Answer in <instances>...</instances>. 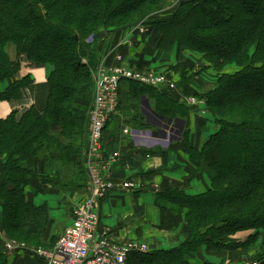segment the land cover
<instances>
[{
	"label": "trees",
	"instance_id": "obj_1",
	"mask_svg": "<svg viewBox=\"0 0 264 264\" xmlns=\"http://www.w3.org/2000/svg\"><path fill=\"white\" fill-rule=\"evenodd\" d=\"M175 1L0 0V101L21 100L30 85L29 78L15 80L23 57L53 66L44 117L30 110L0 118V156L6 159L0 172L4 230L10 233L14 226L21 227L30 242L46 236V205L25 200L24 189L35 180L58 190H85L87 141L82 134L88 138L93 72L101 62V43ZM173 10L167 20L151 23L147 35L160 31L167 47L178 44L182 50L201 53L218 73L206 92L186 95L205 103L207 114L201 117L217 130L201 151L188 144V129L183 135L186 152L212 186L194 198L178 189L160 194L167 203L162 207L186 210L190 237L183 248L170 252L134 253L128 264H190L191 255L204 247L239 251L251 257L252 264H264V0H178ZM233 66L235 71L226 72ZM124 83L133 94L150 93L161 114L184 118L189 111L175 99L176 91ZM123 84L118 114L123 108ZM54 125L61 130L55 132ZM51 152L65 160L51 158ZM42 159L46 168L38 175ZM13 202L21 221L14 226L9 221ZM239 232L250 234L243 241L228 242ZM1 244L0 240V264H8Z\"/></svg>",
	"mask_w": 264,
	"mask_h": 264
},
{
	"label": "crops",
	"instance_id": "obj_2",
	"mask_svg": "<svg viewBox=\"0 0 264 264\" xmlns=\"http://www.w3.org/2000/svg\"><path fill=\"white\" fill-rule=\"evenodd\" d=\"M172 4L152 15L149 24L167 20L174 11L175 5ZM132 30L133 27H129L104 39L98 54L100 60L107 58V63L112 65L119 53L122 63L127 66L168 73L177 84L175 99L185 104L189 111L187 109L184 118L183 115L171 117L161 114L150 93L133 94L130 85L123 84V108L108 125L104 145L107 156L117 157L111 170V181L118 184L131 181L135 188L123 189L120 186L106 197L100 208V231H107L118 243H144L149 247L148 254L170 252L183 248L190 237V225L186 210L178 212L170 205L162 207L167 203L160 200V194L178 189L185 196L194 198L208 193L212 186L208 175L186 152L183 135L188 129V144L201 151L217 127L197 114V109L189 107L185 98L206 92L214 84L212 81L218 78V73L213 71L201 53L182 50L178 44L167 47L162 42L160 31L147 35ZM21 63L15 80L29 78L31 83L24 89L21 100L0 101V118L5 119L14 112L21 116L30 110L38 117L45 116L50 96L48 79L53 66L36 64L27 57H23ZM52 129L55 132L61 130L57 125ZM82 135L86 142V133ZM50 157L65 160L56 152H51ZM5 160L0 156V172ZM60 165L64 164L61 162ZM45 168L46 162L42 159L37 168L38 175ZM24 191L27 202L38 207L46 205L48 209L49 225L43 239L51 247L53 239L60 237L72 225L75 206L87 197L88 180L83 192L54 189L38 180L26 186ZM2 214L0 208V223ZM248 234L250 232H239L229 237L228 242L243 241ZM240 253L204 247L197 255H191L189 261L190 264H247L249 258L245 254L247 259L243 262L227 259L235 260ZM8 257L9 264H46L42 259L31 258L21 251L10 252Z\"/></svg>",
	"mask_w": 264,
	"mask_h": 264
},
{
	"label": "built area",
	"instance_id": "obj_3",
	"mask_svg": "<svg viewBox=\"0 0 264 264\" xmlns=\"http://www.w3.org/2000/svg\"><path fill=\"white\" fill-rule=\"evenodd\" d=\"M150 28L148 23H142L134 26L132 31L148 34ZM122 61V56L117 53L114 64H108L105 58L93 72V103L88 113L89 129L84 151L88 193L86 199L75 206L72 225L50 249H32L24 243L13 241L6 245L9 252H27L46 264H128L132 254L149 252V247L144 243H118L107 231H100V208L106 197L120 186L123 189L135 188L131 181L121 184L111 181V170L117 157L106 155L104 131L111 117L118 114L123 82L173 92L177 91V85L168 73L139 70ZM185 102L197 109L201 116L207 114L205 103L196 97H187Z\"/></svg>",
	"mask_w": 264,
	"mask_h": 264
},
{
	"label": "rangeland",
	"instance_id": "obj_4",
	"mask_svg": "<svg viewBox=\"0 0 264 264\" xmlns=\"http://www.w3.org/2000/svg\"><path fill=\"white\" fill-rule=\"evenodd\" d=\"M172 6H176L178 4V1H175V2H172ZM152 11V10H151ZM159 12V11H158ZM157 12V13H158ZM153 13V12H152ZM152 13H150L149 15H151ZM152 15H155V14H152ZM151 19V16L150 17H147L144 21L140 22L139 24H142V23H149ZM138 24V23H137ZM151 25V24H150ZM152 26V25H151ZM104 33V32H103ZM13 51L14 50H11L10 51V54L11 56L13 57ZM82 63L83 64H86V60L83 59L82 60ZM213 69V68H212ZM236 68L233 66V67H227L226 69V72H232V71H235ZM213 71L215 72V70L213 69ZM218 76V75H217ZM212 82H216V80L212 81ZM212 86V85H211ZM13 205V207L11 208V214L13 217H9V221L11 222V224L16 225V224H19L21 221H20V211H18V207H15V202L11 203ZM1 208V207H0ZM2 220H3V217H2ZM2 220H1V223H0V240L2 241V249H3V252H4V255L5 257L7 258V261H8V264H9V257L8 255L10 254V252L6 249V245L8 243H11L13 241L15 242H18L20 244H26L27 246H29L30 248H43V249H50L52 247H54V245H56L57 241L59 240V238L61 237H57L54 240V245L53 246H47L45 243H44V239L42 241H28L26 236L24 235L23 231H22V228L21 227H16L14 226L13 231L11 230V232L9 233L8 231L4 230L2 228ZM16 228V229H15ZM245 234H243L242 236H244ZM25 254H27L29 257L31 258H34V259H37V257L33 256V255H30L29 253L27 252H24ZM227 254L223 255V257H226ZM243 255V256H242ZM237 255L233 256L236 257ZM230 260V262H243L244 260H246V256L244 255V253H240L239 256L237 258H235V260L231 259V258H227ZM226 259V260H227ZM251 262V257L246 261L247 264H249ZM223 263V262H221ZM238 264V263H236ZM244 264V263H243Z\"/></svg>",
	"mask_w": 264,
	"mask_h": 264
}]
</instances>
